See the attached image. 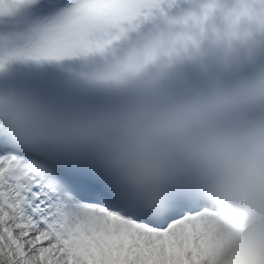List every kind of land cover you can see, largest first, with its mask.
<instances>
[{
	"label": "clouds",
	"instance_id": "clouds-1",
	"mask_svg": "<svg viewBox=\"0 0 264 264\" xmlns=\"http://www.w3.org/2000/svg\"><path fill=\"white\" fill-rule=\"evenodd\" d=\"M141 2L105 48L152 22L144 38L106 66L74 70L86 91L122 103L69 112L0 92V137L87 158L152 213L194 206L215 264H264V0ZM9 63L0 53V70Z\"/></svg>",
	"mask_w": 264,
	"mask_h": 264
},
{
	"label": "snow or ice",
	"instance_id": "snow-or-ice-1",
	"mask_svg": "<svg viewBox=\"0 0 264 264\" xmlns=\"http://www.w3.org/2000/svg\"><path fill=\"white\" fill-rule=\"evenodd\" d=\"M37 3L0 0V19ZM142 6L141 0H73L26 43L0 41V53L10 62L104 54L108 37ZM211 249L196 207L177 201L167 214L152 213L89 159L0 137V264H215Z\"/></svg>",
	"mask_w": 264,
	"mask_h": 264
}]
</instances>
